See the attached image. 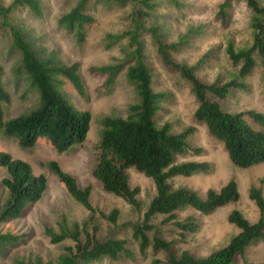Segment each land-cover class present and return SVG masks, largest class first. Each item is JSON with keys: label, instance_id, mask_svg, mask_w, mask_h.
Wrapping results in <instances>:
<instances>
[{"label": "rangeland", "instance_id": "rangeland-1", "mask_svg": "<svg viewBox=\"0 0 264 264\" xmlns=\"http://www.w3.org/2000/svg\"><path fill=\"white\" fill-rule=\"evenodd\" d=\"M79 0H38L40 14H33L27 7L18 6L9 14V20L23 29L34 46L44 54H50L59 62L78 64V74L83 82L84 94L79 96L66 84L64 89L70 100L79 109L90 113V124L86 137L81 144H73L63 151L55 150L44 139H38L32 146L22 147L14 138L0 132V151L9 153L13 158L27 162L35 174L45 177L46 186L40 198L29 205L22 217L0 223L1 232L22 235L20 242L13 246H0V264H13L15 258L27 255H39L52 258L63 244L49 242L44 234L45 227H54L55 222L64 218L68 223L80 222L87 212L66 193L63 185L50 168L55 162L58 167L71 174L81 187H89L90 203L103 213L116 208L117 226L97 217L98 238H122L131 249L133 258L112 260L106 257L91 264H166L163 250L154 251L149 247L139 254L129 229L121 227L123 222L135 221L154 194L150 178L135 169H126L128 183L138 186L137 199L139 209L127 204L123 199L102 189L92 174L95 163L94 145L101 131L100 120L104 116L124 117L126 108L136 101L133 86L125 78L126 67L132 64L125 61L129 52L126 38L109 44L106 35H115L130 29L128 13L131 3L102 2L86 0L83 9L93 18L92 23L84 26L82 39H77L75 31H68L57 23V19ZM154 0L155 6L149 18L144 19L145 27H157L164 42L185 40L176 51L171 52L173 61L193 67L195 76L204 83L224 82L235 77L236 67L228 60L224 48L231 42L235 49L246 47L251 41L249 28L250 11L242 0H229L225 17L217 16L218 6L223 0ZM264 3V0H260ZM7 5L11 0H0ZM142 60L151 72L152 88L162 93L158 110L154 115L157 126L167 123L172 133H179L188 127L193 131L186 142L189 148L199 147L201 152L194 155L190 149L186 154L176 157L175 161H207L209 169L194 172L190 176H173L168 179L171 187H188L203 198L207 189L218 190L230 178L236 182L238 199L216 207L207 214H201L190 207L174 211L176 219L194 217L199 223L195 232H183L163 221L165 215L152 218L155 226L149 236H156L170 242V249L176 255L187 251L195 258H203L214 250L223 247L238 232V228L226 220L227 214L237 209L249 222L258 218L256 205L247 196L248 188L255 185L264 199V161L246 168L234 167L228 160L221 142L213 138L203 122L193 117L196 99L190 84L182 79L176 70L164 65L155 50L148 34L141 37ZM124 61V62H123ZM18 54L10 48L6 32L0 29V66L1 82L9 95V102L2 107L4 118L26 113L35 105V93L27 90L23 73L16 72ZM122 64L113 74L93 71L91 67ZM245 88L230 89L226 97L218 100L220 107L229 112L254 109L264 114V81L261 69L255 63L250 73L242 79ZM6 175L0 168V179ZM6 197V191L0 183V206ZM235 264H264V231L236 255Z\"/></svg>", "mask_w": 264, "mask_h": 264}, {"label": "trees", "instance_id": "trees-1", "mask_svg": "<svg viewBox=\"0 0 264 264\" xmlns=\"http://www.w3.org/2000/svg\"><path fill=\"white\" fill-rule=\"evenodd\" d=\"M79 0L71 9L62 14L57 23L68 31H75L77 39H82L83 28L92 23L93 18L86 13ZM102 2H121L123 0H98ZM131 3L128 13L130 29L115 35H106L107 45L126 38L129 52L125 61L132 60L125 70V78L134 89L136 101L126 108L124 117L104 116L100 120L101 131L94 145L95 163L92 176L98 180L104 191L123 199L135 209H139L138 186L131 187L127 180L126 169L132 168L151 179L154 194L150 198L141 218L123 222L121 227L129 229L139 254L151 250H163L166 264H235L236 255H241L250 241L260 238L264 231V199L255 185L248 188L247 196L256 205L259 215L256 221L249 222L237 210H231L226 220L238 228V232L221 248L203 258H195L187 251L175 254L170 242L156 236H149L155 230L152 218L165 215L163 221H170L183 232H195L199 223L192 216L176 219L174 211L190 207L201 214H207L216 207L238 199L236 182L230 178L218 190L207 189L203 198L188 187H171L168 179L173 176H190L194 172L209 169L207 161L187 160L177 162L176 157L186 154L189 148L186 139L193 128L172 133L169 125L157 126L154 115L162 93L151 85V72L142 60L140 37L148 34L154 43L160 61L190 84L196 99L193 112L195 120L203 122L207 132L221 142L229 162L237 168H246L264 161V114L247 109L229 112L220 107L218 100L226 97L230 89H244L242 79L246 77L255 63L261 69L264 81V3L260 0H242L250 11L249 28L251 41L246 47L235 49L231 42L224 51L230 63L236 67L235 77L224 82H201L194 74L193 67L172 60L170 53L177 50L185 40L166 43L162 40L157 27H145L144 19L149 18L155 6L154 0H125ZM175 2L174 0H168ZM229 0L218 6L217 16L223 20ZM25 6L33 14H40L38 0H11L7 5L0 2V29L4 30L10 41V48L18 54L16 72L23 73L27 90L35 93V105L24 114L4 118L3 105L8 104L9 95L0 79V132L14 138L22 147L32 146L36 140L44 139L55 150L63 151L73 144H81L90 124V113L79 109L70 100L64 86L70 85L74 91L84 94L83 82L78 74L76 62L64 64L50 54L40 52L22 28L9 20L10 12ZM124 62V61H123ZM122 64L91 67L93 71L107 72L111 77ZM2 67L0 66V76ZM194 155L201 152L199 147L189 148ZM0 168L6 175L0 183L6 197L0 206V223L22 217L29 205L36 202L43 193L46 180L35 174L31 166L9 153L0 151ZM50 168L66 193L86 210L85 219L68 223L64 218L55 222L54 227H45L44 234L52 244L69 241L60 246L52 258L27 255L15 258L13 264H91L106 257L112 260L124 258L131 260L133 253L122 238L96 235V218H102L112 225L117 224L116 208L107 213L97 210L89 201V187H81L69 173L62 171L55 162ZM259 183H264L260 178ZM22 235L0 231V246H13L20 242Z\"/></svg>", "mask_w": 264, "mask_h": 264}]
</instances>
